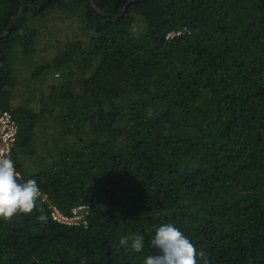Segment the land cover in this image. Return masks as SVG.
<instances>
[{
    "label": "trees",
    "instance_id": "trees-1",
    "mask_svg": "<svg viewBox=\"0 0 264 264\" xmlns=\"http://www.w3.org/2000/svg\"><path fill=\"white\" fill-rule=\"evenodd\" d=\"M3 110L40 197L0 219V264H143L165 223L208 264H264V0H0ZM78 205L87 226L51 219ZM132 234L141 253L119 246Z\"/></svg>",
    "mask_w": 264,
    "mask_h": 264
},
{
    "label": "clouds",
    "instance_id": "clouds-1",
    "mask_svg": "<svg viewBox=\"0 0 264 264\" xmlns=\"http://www.w3.org/2000/svg\"><path fill=\"white\" fill-rule=\"evenodd\" d=\"M14 160L0 157V219H10L16 214H31L40 197V188L34 178L21 182ZM44 220L45 217H39ZM144 235H126L119 246L135 253L144 249ZM156 254L146 256L143 264H208L206 254L173 223L154 227L150 240Z\"/></svg>",
    "mask_w": 264,
    "mask_h": 264
},
{
    "label": "built area",
    "instance_id": "built-area-1",
    "mask_svg": "<svg viewBox=\"0 0 264 264\" xmlns=\"http://www.w3.org/2000/svg\"><path fill=\"white\" fill-rule=\"evenodd\" d=\"M182 34L181 31H172L167 34L166 39H173ZM18 135V127L15 119L9 111H0V157L12 158V150L15 146ZM18 171V170H17ZM19 172V171H18ZM19 178L21 173L19 172ZM89 208L85 205H78L72 208L68 214H62L57 208L52 207L51 219L66 226H87Z\"/></svg>",
    "mask_w": 264,
    "mask_h": 264
},
{
    "label": "rangeland",
    "instance_id": "rangeland-1",
    "mask_svg": "<svg viewBox=\"0 0 264 264\" xmlns=\"http://www.w3.org/2000/svg\"><path fill=\"white\" fill-rule=\"evenodd\" d=\"M62 26L61 27H59L60 29H61V31L63 32V31H65V28L67 27V26H69L70 25V23H69V21H65V18L63 19V22H62ZM56 26V25H55ZM43 29H45V30H48V29H50L51 28V26L49 25V22H47L46 24H44V26L42 27ZM42 28L40 29V31H43L42 30ZM71 29V28H70ZM73 33V32H72ZM54 37H55V35H54ZM52 41H55L54 40V38H52ZM47 42V43H46ZM39 48H44L45 50H46V55H44V52H42V53H39L40 54V57H45V60L47 61V60H50L52 57H53V52H54V49L51 47V42L49 43L47 40H45L40 46H39ZM28 66V65H27ZM24 68H26V66H24ZM20 69V68H19ZM26 72H27V74H29L28 72H29V68H27V70H26ZM49 74H50V76L52 75L50 72H48ZM24 74V73H23ZM24 77H26V75L24 74ZM38 79V78H37ZM36 79V80H37ZM36 80H34L33 82H28V89L29 90H31L30 91V93H27V91H25V88H22V86L20 87H18V89L16 90V92L18 91L20 94H21V102H20V96L15 92V99H16V101L19 103V104H23L24 106H29V104H27L28 103V100H30L31 101V103L33 102V103H38V101H39V97H40V94H39V91H33V93H32V90L33 89H36V88H39V85H37V84H35V81ZM26 81H27V79H26ZM24 83H27V82H25L24 81ZM41 90H43V89H41ZM33 95V96H32ZM32 106V105H31ZM40 124H42V125H38L36 128H35V131H36V129H38V131H41L43 134H46L47 135V133H48V131L46 130V124L44 123V119H42L41 121H40ZM35 131H34V133H35ZM38 137H40V134H36V137H34V139H36V138H38ZM33 146H34V143H33ZM35 148H37L39 151H41V152H43V149H41V148H38V146H34ZM33 147V148H34ZM38 157H41L39 154H35L34 156H32V155H27V156H25L24 157V161H25V164H26V166H30V165H32V164H34V163H38V162H41V161H39V159H38Z\"/></svg>",
    "mask_w": 264,
    "mask_h": 264
},
{
    "label": "water",
    "instance_id": "water-1",
    "mask_svg": "<svg viewBox=\"0 0 264 264\" xmlns=\"http://www.w3.org/2000/svg\"><path fill=\"white\" fill-rule=\"evenodd\" d=\"M26 8H30V6H29V7H28V6H26V7H22V8L18 11L17 16H15L14 19H13L12 27L16 24V21H17L19 15H20V13H21L22 11H24V9H26ZM98 11H99V10H98ZM99 12H100V11H99ZM100 13H101V12H100ZM103 14H104V13H103ZM105 15H106V14H105Z\"/></svg>",
    "mask_w": 264,
    "mask_h": 264
},
{
    "label": "crops",
    "instance_id": "crops-1",
    "mask_svg": "<svg viewBox=\"0 0 264 264\" xmlns=\"http://www.w3.org/2000/svg\"><path fill=\"white\" fill-rule=\"evenodd\" d=\"M46 126V125H45ZM38 134H40V139H48L49 138V133L46 134H43L41 131H38ZM48 141V140H47Z\"/></svg>",
    "mask_w": 264,
    "mask_h": 264
}]
</instances>
